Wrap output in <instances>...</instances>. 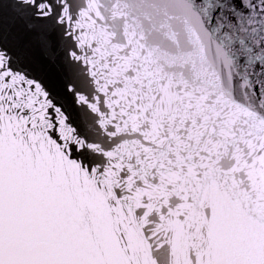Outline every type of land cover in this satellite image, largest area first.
Wrapping results in <instances>:
<instances>
[{"label": "snow or ice", "instance_id": "obj_1", "mask_svg": "<svg viewBox=\"0 0 264 264\" xmlns=\"http://www.w3.org/2000/svg\"><path fill=\"white\" fill-rule=\"evenodd\" d=\"M0 264H264V0H0Z\"/></svg>", "mask_w": 264, "mask_h": 264}]
</instances>
